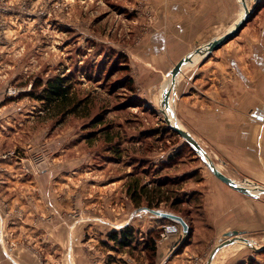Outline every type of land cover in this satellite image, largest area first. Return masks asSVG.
I'll return each instance as SVG.
<instances>
[{"label": "rangeland", "instance_id": "obj_1", "mask_svg": "<svg viewBox=\"0 0 264 264\" xmlns=\"http://www.w3.org/2000/svg\"><path fill=\"white\" fill-rule=\"evenodd\" d=\"M242 1L252 15L240 35L261 56L264 72V0H221L218 7L234 12L231 25L242 15ZM173 2L0 0V264H155L143 245L151 240L155 253L190 249L206 264L232 229L264 246V194L251 187L238 192L246 212H230L237 199L163 121L160 94L168 74L153 79L134 56L164 21L155 11ZM57 77L70 86L69 100L50 107L37 97ZM172 101L171 89L167 110L177 121ZM200 147L217 169L234 172L201 140ZM141 187L151 194L136 204L130 194ZM37 202L48 204L45 213H36ZM148 202L182 217L188 234L147 212L132 216ZM109 213L118 228L84 241L89 222ZM56 219L69 221L67 235H40L41 223L51 227ZM125 226L137 231V243L115 252L109 235ZM250 261L264 264V251L236 241L211 264Z\"/></svg>", "mask_w": 264, "mask_h": 264}, {"label": "crops", "instance_id": "obj_2", "mask_svg": "<svg viewBox=\"0 0 264 264\" xmlns=\"http://www.w3.org/2000/svg\"><path fill=\"white\" fill-rule=\"evenodd\" d=\"M218 1L221 0H174L169 10L155 11L156 16L164 17V21L147 42L141 44L140 52L134 55L139 57L140 65L147 68V75L162 79V74H168L183 57L233 27L238 20L229 25L234 12H230L226 5L224 9L218 7L221 5ZM240 31L213 52L198 55L184 65L172 87V107L178 118L175 122L188 130L199 145L200 140L204 142L211 153L234 170L228 173L218 169L223 175L235 182L248 180L264 187V72L259 68L262 58L255 57L257 53L253 48H246L249 42L245 41L243 34L240 35ZM250 52L251 56H247ZM233 175L241 177L235 179ZM213 181L228 197L237 199V204L230 205V212L234 211L236 215L246 212V200L242 194L214 176ZM47 206L46 202H37L34 208L39 215L45 213ZM52 207L58 212L64 210L57 204H52ZM79 207L82 210L83 206ZM81 222L82 225L88 223L87 220ZM89 223L91 229L84 230L82 234L84 241L90 243L97 236L106 234V228H118L110 213L106 219L96 216ZM41 225L37 228L41 230L40 235H49L50 239L53 233L67 235L70 228L68 220L56 219L51 227L47 223ZM174 253L175 250L169 247L159 248L155 264H200L193 250ZM77 257L78 263L79 255Z\"/></svg>", "mask_w": 264, "mask_h": 264}, {"label": "water", "instance_id": "obj_3", "mask_svg": "<svg viewBox=\"0 0 264 264\" xmlns=\"http://www.w3.org/2000/svg\"><path fill=\"white\" fill-rule=\"evenodd\" d=\"M242 6L244 8V13L242 16L237 20V22L234 23L233 27L223 33L222 35L212 39L210 42L206 43L205 45L201 46L200 48H197L194 50L192 53L186 55L183 57L181 60H179L173 68L169 71V74L171 76V84L170 86L165 89L162 92L161 95V100H160V105L162 108L159 109L160 113L163 115V121L166 125L169 126V128L176 133L184 142H186L196 154L200 156H204L206 158L205 160V166L208 168V170L212 173L214 177H216L219 181L230 187L231 189L240 192V193H245L247 192L248 187L254 188L256 191H258L261 194H264V187L259 186L253 182H250L248 180H244L242 182H235L232 179L226 177L223 175L212 163L211 160L206 156V154L202 151L200 145L196 142V140L183 128L178 126L175 121L171 120L168 118V116L165 115L163 107L169 108L168 105V99H169V94L170 91L175 83V79L180 73L181 69L184 67L185 64L189 63L194 57L198 55H207L217 48H219L222 44L230 40L233 36H235L246 24L250 16L252 15V11H248L246 5L244 4V1H242ZM255 9V8H254ZM139 212H147L150 215L160 218V219H165L169 220L171 222L176 223L177 225L180 226L182 233L183 234H188V225L184 221V219L178 215H175L170 212H164L160 210H154V209H149L147 207H141L137 210H134L132 213V216L139 213ZM237 231H232V232H227L224 234L226 240L220 242L210 253L206 264H211L215 254L220 250L221 248L231 246L234 244L236 241H241L244 242L247 246L251 247V249L256 250V251H264V246L260 247H254L251 242H249L247 239L240 237Z\"/></svg>", "mask_w": 264, "mask_h": 264}, {"label": "trees", "instance_id": "obj_4", "mask_svg": "<svg viewBox=\"0 0 264 264\" xmlns=\"http://www.w3.org/2000/svg\"><path fill=\"white\" fill-rule=\"evenodd\" d=\"M69 88L70 86H64V80L63 78H53L49 80L46 83L45 88L41 92V94L37 97L38 99L45 101L47 105L50 107L59 103L63 104L65 101L69 100ZM108 141H111L109 139ZM131 199L133 201H136L135 203L138 204L139 199L145 197L146 195L150 192L146 190L145 187L141 188H135L133 192H131ZM155 195V193H153ZM137 198V200L134 199ZM151 203V201H150ZM148 202L147 207L151 209V204ZM189 230V228H188ZM137 231L132 227V226H125L122 229H120L119 232H113L109 235V240L114 243V246L110 247L111 250L116 251H121L122 249H130L132 247V243L136 242L135 234ZM148 235H152V232ZM137 243V242H136ZM146 243V244H145ZM143 245H145L144 250L147 253H151L150 258L152 261H154V257L156 255L155 253V245L154 242L151 240L149 242H145ZM148 243H150L148 245ZM255 262L250 261V264H254ZM153 264V262L151 263ZM256 264V263H255Z\"/></svg>", "mask_w": 264, "mask_h": 264}, {"label": "bare ground", "instance_id": "obj_5", "mask_svg": "<svg viewBox=\"0 0 264 264\" xmlns=\"http://www.w3.org/2000/svg\"><path fill=\"white\" fill-rule=\"evenodd\" d=\"M244 13V8H243V6H242V14ZM242 16V15H241ZM198 57V56H197ZM195 58V57H194ZM193 58V59H194ZM171 84V76H170V74L168 73V75L166 76V78H165V81H164V84H163V86H162V91H161V95H162V92L165 90V89H167L168 87H169V85ZM162 108V107H161ZM163 109H164V113H165V115L166 116H168V118H170L169 117V113L167 112V110H166V107H163ZM171 119V118H170ZM248 188H250V187H248ZM249 191H256L254 188H252L251 187V189L249 190ZM258 192V191H257Z\"/></svg>", "mask_w": 264, "mask_h": 264}]
</instances>
